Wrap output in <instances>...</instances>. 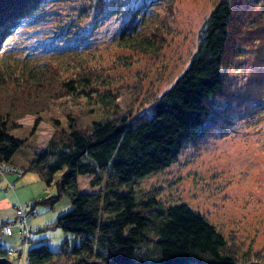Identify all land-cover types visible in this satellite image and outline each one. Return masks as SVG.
Returning <instances> with one entry per match:
<instances>
[{"label": "trees", "instance_id": "trees-1", "mask_svg": "<svg viewBox=\"0 0 264 264\" xmlns=\"http://www.w3.org/2000/svg\"><path fill=\"white\" fill-rule=\"evenodd\" d=\"M44 6L43 0H0V84L5 89L9 79L13 91L26 89L22 96L36 114L30 134L46 102L58 95L80 94L88 102L93 98L104 112L117 108L116 92L90 88L98 80L105 82L104 69L78 64L75 45L43 60L30 48L23 49L26 44L3 46L13 30L40 24L46 15ZM137 14L136 9L121 27L117 43L142 53L156 51L165 41L170 13L150 31L135 29ZM248 45L254 51L253 68L240 86L229 69ZM20 47L23 53H18ZM66 57V67L72 72L61 76L57 64ZM261 96L264 0H220L205 22L187 67L142 112L113 110L88 126L73 113H65V126L54 120L55 132L43 148L33 150L27 168L36 170L46 184L60 171L58 194L34 205L51 206L61 193L68 195L70 207L52 224L74 235L77 242L68 248L64 240L57 252L39 242L28 248L27 264H264V254L241 251L187 203L164 204L156 189L139 197L133 188L178 160L187 142L222 128V122L231 124L235 106L256 110L255 105L264 99ZM14 108L7 104L0 110V163H12L24 142L8 132L17 125L19 115ZM87 175L89 187H99L97 191L78 190L77 178Z\"/></svg>", "mask_w": 264, "mask_h": 264}, {"label": "rangeland", "instance_id": "rangeland-1", "mask_svg": "<svg viewBox=\"0 0 264 264\" xmlns=\"http://www.w3.org/2000/svg\"><path fill=\"white\" fill-rule=\"evenodd\" d=\"M219 1L101 0L100 4L99 0H43L46 15L40 24L27 29L20 24L22 28L7 35L6 39H11L3 46L26 44L23 49L30 48L40 60L75 45L79 50V55L74 56L78 64L104 69L105 82L100 84L98 80L90 88L116 92L117 108L104 112L93 98L88 102L80 94L58 95L46 102L38 114L40 121L30 134L36 114L29 110L22 96L26 89L13 91L9 79L5 81V89L0 84V110L9 104L17 107L14 110L19 115L15 119L17 125L8 132L24 139L12 163H0L22 171L20 176L4 169L0 173V258L11 264H27L28 248L39 242H46L52 252L60 251L64 240L68 248L77 242L74 235L52 224L58 214L70 207L68 195L61 193L51 206L34 205L41 198L58 194L60 171L46 184L36 170L27 168L33 150L43 148L55 132L54 120L65 126V113H73L78 122L88 126L105 114L112 115L113 110L126 114L142 112L187 67L198 48L205 22ZM136 9L135 29L145 31H150L163 15L170 13L165 41L156 51L142 53L117 43L119 30ZM20 48L18 53H23ZM253 52L250 45L246 46L229 69L240 86L253 68ZM68 60L66 57L57 64L61 76L72 72L71 67H66ZM255 108L235 106L231 124L222 122V128H213L204 138L187 142L178 160L138 181L133 188L139 197L156 189L158 199L164 204L187 203L228 240L237 243L241 251L264 254V99ZM89 179V175L78 177V190L97 191L99 187H89ZM33 205L35 215L31 213ZM22 209L29 216L26 222L17 223V211ZM7 224H11V235L3 232ZM21 224L29 229L27 239L20 238Z\"/></svg>", "mask_w": 264, "mask_h": 264}, {"label": "built area", "instance_id": "built-area-1", "mask_svg": "<svg viewBox=\"0 0 264 264\" xmlns=\"http://www.w3.org/2000/svg\"><path fill=\"white\" fill-rule=\"evenodd\" d=\"M3 169L6 172H10V173L13 172V173H16L19 176L22 173V171L20 169L14 167V166L7 165V164H0V173L1 172L4 173L3 172ZM19 208H21V207H19ZM17 212L19 213V218H18L19 220L17 221V223H24V222H26V220H27V218H28L29 215H27V213L23 209L21 211H17ZM31 213L33 215H35L37 213L36 210H35V207H32ZM10 227H11V224L4 225L3 226V230H4L3 232L6 233L7 235H11V229H10ZM19 235H20L21 240L22 239L29 238V229L27 227L24 228L22 226V224L19 225Z\"/></svg>", "mask_w": 264, "mask_h": 264}, {"label": "water", "instance_id": "water-1", "mask_svg": "<svg viewBox=\"0 0 264 264\" xmlns=\"http://www.w3.org/2000/svg\"><path fill=\"white\" fill-rule=\"evenodd\" d=\"M0 264H11V263L4 258H0Z\"/></svg>", "mask_w": 264, "mask_h": 264}]
</instances>
